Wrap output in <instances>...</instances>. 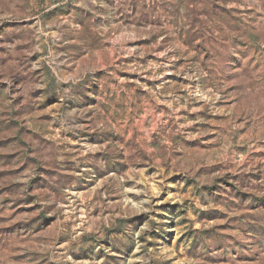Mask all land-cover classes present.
I'll use <instances>...</instances> for the list:
<instances>
[{"label":"rangeland","instance_id":"1","mask_svg":"<svg viewBox=\"0 0 264 264\" xmlns=\"http://www.w3.org/2000/svg\"><path fill=\"white\" fill-rule=\"evenodd\" d=\"M0 264H264V0H0Z\"/></svg>","mask_w":264,"mask_h":264}]
</instances>
